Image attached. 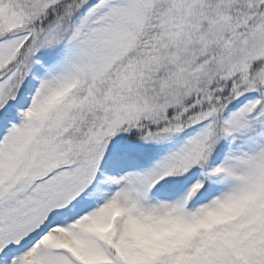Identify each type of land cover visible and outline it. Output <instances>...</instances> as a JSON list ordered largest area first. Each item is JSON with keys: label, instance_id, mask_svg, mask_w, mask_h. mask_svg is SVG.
<instances>
[{"label": "snow or ice", "instance_id": "obj_1", "mask_svg": "<svg viewBox=\"0 0 264 264\" xmlns=\"http://www.w3.org/2000/svg\"><path fill=\"white\" fill-rule=\"evenodd\" d=\"M0 264H264V0H0Z\"/></svg>", "mask_w": 264, "mask_h": 264}]
</instances>
